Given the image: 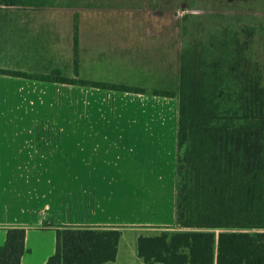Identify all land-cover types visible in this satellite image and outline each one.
Masks as SVG:
<instances>
[{
    "label": "rangeland",
    "instance_id": "374dc122",
    "mask_svg": "<svg viewBox=\"0 0 264 264\" xmlns=\"http://www.w3.org/2000/svg\"><path fill=\"white\" fill-rule=\"evenodd\" d=\"M22 1L31 4L43 0ZM158 2L160 5L154 9L148 5L138 8L55 5L23 7L19 11L22 22H29L28 28L21 30L19 69L27 74L41 75L34 73L44 71V60L48 63L50 59H59L60 68L48 71V75L59 70L62 75L77 82H56L61 85L53 88L51 99L47 97L48 93L50 95L48 90L22 93V102H30L21 110L22 161L26 159V151L31 152L29 147L23 145V136L28 135L31 127L27 121L45 113L41 108L34 109L35 106L44 104L45 107V103H51L53 109L50 116H63L69 120L65 127L71 138L65 132L61 141V133L54 130L49 133L45 121L38 124L35 132L38 135L50 134L42 147L52 144L54 149L55 143L62 144L70 163L77 151V125L71 123H75L80 116L102 119L100 122L92 121L87 126L90 131L85 132L86 142L79 143L85 148L94 149L91 150V160H97L102 168V174L98 173L97 178H101L102 182L106 175L110 180L116 178L112 190L105 193L104 186L98 193V198H101L97 200L109 202V215L114 219L113 223L126 225L122 226L119 258L110 264H146L134 254H137V236L144 233L155 235L166 229L152 228L147 226L149 224L178 227L175 225L178 97L154 95V92L177 91L179 56L186 39L182 27L184 16H217L202 26L197 25L196 32H200V37L203 26H216L234 15L251 14L257 23L264 22V0H194L196 5L192 8L186 2L177 7L175 0ZM76 20L79 49L75 59ZM189 25L195 32L194 17ZM258 42L259 57H264V35L259 36ZM82 82L126 84L141 87L145 93L113 91ZM48 107L47 104L46 111L50 110ZM4 111L1 107L0 120L5 115ZM88 141L93 143V147ZM81 159H86V156ZM25 175L22 173L20 207L25 199L22 193L29 196V184L34 181L31 174L29 178H25ZM25 179L29 181L25 182ZM58 185L55 182L54 188L57 189ZM33 202L38 210L50 200L38 195ZM24 209L27 207H22L21 212ZM3 243L0 232V245ZM29 244L35 247L32 235Z\"/></svg>",
    "mask_w": 264,
    "mask_h": 264
},
{
    "label": "trees",
    "instance_id": "16d2710c",
    "mask_svg": "<svg viewBox=\"0 0 264 264\" xmlns=\"http://www.w3.org/2000/svg\"><path fill=\"white\" fill-rule=\"evenodd\" d=\"M192 8L194 0H175ZM156 8L158 0H46L27 4L0 0V6ZM192 17L194 27L189 25ZM77 18V17H76ZM216 15L186 14L179 56L176 159V227L140 235L138 256L146 264H264V57L259 36L264 22L234 15L203 26ZM74 25L75 59L79 49ZM42 81L76 84L55 70L47 75L15 72ZM96 87L145 93L141 87L96 82ZM121 238L117 227H66L56 231L55 252L45 264H105L115 261ZM26 229L9 228L0 245V264H21Z\"/></svg>",
    "mask_w": 264,
    "mask_h": 264
},
{
    "label": "crops",
    "instance_id": "0c3cea01",
    "mask_svg": "<svg viewBox=\"0 0 264 264\" xmlns=\"http://www.w3.org/2000/svg\"><path fill=\"white\" fill-rule=\"evenodd\" d=\"M21 8L23 7L0 6V102L3 111L4 109L7 110V112L4 111L5 115L0 120V232L2 240L5 242L9 228H25L27 251L22 257L21 264H45L55 252L56 231L58 229L66 227H117L121 230L117 261L123 239L124 228L122 226L126 225L113 223L114 219L109 215V202L97 201L101 198V196L98 198L100 190L105 186V193L107 190L111 191L113 185L116 184V178L110 180V177L106 175L103 182L101 178H97L98 173L102 174V168L97 160H91V150L94 149L85 148L79 143L80 141L86 142L85 132L90 131L87 126L92 121L100 122L102 119L80 116L77 117V121H74L75 123H71L77 125V151L75 158L72 157L70 163L69 157H65L62 144L55 143L54 149H52V144L50 146L48 144V147H42L50 134L38 135L35 132L38 124L45 121L49 126V133L52 130L59 131L62 141V134L65 136V132H67L65 126L69 124V120L63 116H50L53 109L51 103H45V107L47 104L49 105V111H46L44 104L35 106L34 109L41 108L45 113L27 121L31 127H29L28 135L23 136V145L29 147L31 152L27 150L26 159L22 161L21 110L26 108L27 104L30 105V102H22V93L48 90L50 95L48 93L47 97L51 99L53 88L61 84L36 79L30 80L15 73L24 72L19 69L21 59L18 51L20 52L21 30L28 28L27 24L29 23L27 21L22 22L19 14ZM59 61V59H50L47 63V60H44V65H42L44 71L34 74H48V71L60 68ZM126 94L128 93H124V95ZM23 103L25 104L24 107H22ZM68 135L69 138L72 137L71 134L68 133ZM88 144L93 147L91 141H88ZM82 156H86V159L82 160ZM74 165L75 168H73ZM22 173L26 174L25 178L31 174V179H34L29 184V196L22 193L25 196V202L22 200L20 205L27 207L24 212H21L22 207L19 206L23 181ZM104 173L106 174V172ZM28 181L29 179H25V182ZM55 182L59 184L57 189L54 188ZM53 189L56 190L53 192ZM38 195L44 199H49L50 203L46 202L41 209L36 210L33 200ZM107 195L110 196V194ZM16 202H18L17 205ZM147 226L164 228L173 225L149 224ZM30 235H32L35 247H30ZM140 235H151V233ZM140 235L137 236V239ZM134 254L138 256V252Z\"/></svg>",
    "mask_w": 264,
    "mask_h": 264
}]
</instances>
